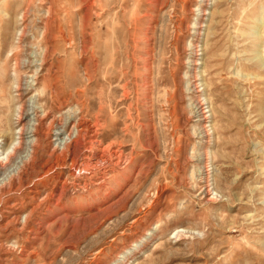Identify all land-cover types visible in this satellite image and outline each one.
Instances as JSON below:
<instances>
[{
  "label": "rangeland",
  "instance_id": "obj_1",
  "mask_svg": "<svg viewBox=\"0 0 264 264\" xmlns=\"http://www.w3.org/2000/svg\"><path fill=\"white\" fill-rule=\"evenodd\" d=\"M0 264H264V0H0Z\"/></svg>",
  "mask_w": 264,
  "mask_h": 264
},
{
  "label": "bare ground",
  "instance_id": "obj_2",
  "mask_svg": "<svg viewBox=\"0 0 264 264\" xmlns=\"http://www.w3.org/2000/svg\"><path fill=\"white\" fill-rule=\"evenodd\" d=\"M35 116V115H34ZM33 123L32 124H30V127L32 126V128H30L29 129V132H28V134H30V136L29 137H33V139H31L29 142H28V144H30L31 146H32V148L31 149H37L38 148V144H37V142H38V138H39V136H42L43 135V133L41 132V127H42V125H44V124H42L41 123V120L39 119H35V118H33ZM43 122H44V120H43ZM44 127V126H43ZM82 128V127H81ZM83 130V129H82ZM86 131V130H85ZM75 132V131H74ZM40 134V135H39ZM87 133L86 132H84V130L83 131H81V130H77V136H79V138H81V136L82 137H84V135H86ZM39 135V136H38ZM38 138H37V137ZM76 136V135H75ZM86 137H87V135H86ZM73 139V138H72ZM70 140H71V138L69 137V136H67L66 137V139L65 140H61L60 142H59V145H61L62 146V149H67L68 148V144L70 143ZM78 141H80L79 139H77ZM82 140V139H81ZM85 143L86 142H89L90 141V138H89V136L87 137V138H85ZM76 142V141H75ZM14 220V219H13Z\"/></svg>",
  "mask_w": 264,
  "mask_h": 264
}]
</instances>
